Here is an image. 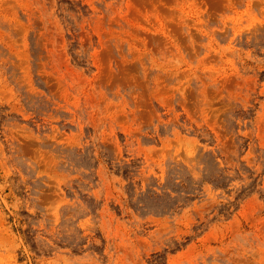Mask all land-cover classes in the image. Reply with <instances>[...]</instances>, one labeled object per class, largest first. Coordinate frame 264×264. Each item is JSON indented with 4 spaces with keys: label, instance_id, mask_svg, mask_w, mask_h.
<instances>
[{
    "label": "rangeland",
    "instance_id": "1",
    "mask_svg": "<svg viewBox=\"0 0 264 264\" xmlns=\"http://www.w3.org/2000/svg\"><path fill=\"white\" fill-rule=\"evenodd\" d=\"M0 264H264V0H0Z\"/></svg>",
    "mask_w": 264,
    "mask_h": 264
}]
</instances>
